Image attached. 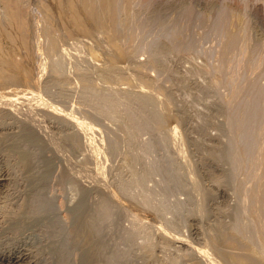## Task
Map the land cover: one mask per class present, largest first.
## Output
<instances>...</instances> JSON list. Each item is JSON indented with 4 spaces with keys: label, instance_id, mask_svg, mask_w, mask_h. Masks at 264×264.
<instances>
[{
    "label": "rangeland",
    "instance_id": "374dc122",
    "mask_svg": "<svg viewBox=\"0 0 264 264\" xmlns=\"http://www.w3.org/2000/svg\"><path fill=\"white\" fill-rule=\"evenodd\" d=\"M84 2L0 0V68L19 62L35 81L0 87L1 104L15 100L0 140L30 138L0 143V252L264 264V0Z\"/></svg>",
    "mask_w": 264,
    "mask_h": 264
},
{
    "label": "bare ground",
    "instance_id": "6f19581e",
    "mask_svg": "<svg viewBox=\"0 0 264 264\" xmlns=\"http://www.w3.org/2000/svg\"><path fill=\"white\" fill-rule=\"evenodd\" d=\"M17 2H18V0H17ZM90 2H92V1H90ZM85 5H86V7L87 8H89V7H93L92 5H90L89 7H88V3H89V0H85ZM114 3V2H113ZM117 3V2H116ZM126 3V2H125ZM6 4L8 5V1H6ZM71 5V4H70ZM75 6V5H74ZM109 6V5H108ZM76 7V6H75ZM12 8V7H11ZM91 8L89 9L90 10V14L92 15V17L94 16L93 14H96L95 12H96V10H95V12L94 11H91ZM100 8V7H99ZM107 8V7H106ZM114 8V11H115V6L113 7ZM116 8H117V6H116ZM69 9H70V11H72V15L74 16V22H75V25L80 29V27H82V25H83V21L82 20H80L79 19V17H78V12L76 13V8L74 9V11H75V15L73 14V6L71 5V7H69ZM92 9H94V8H92ZM98 9V8H97ZM108 9V8H107ZM8 10V9H7ZM110 10V9H109ZM117 11V10H116ZM8 12H10L9 13V15H10V22H12V24H14L15 25V27L17 28V29H19L20 31L21 30H25L26 29V24H25V20H20V19H18V18H16V15L14 14V13H12V11H8ZM94 12V13H93ZM108 12V11H107ZM109 13H110V11H109ZM114 14H116L115 12H113V9H112V15H114ZM119 14V13H118ZM5 15V14H4ZM110 16H111V14H110ZM6 17H8V16H6ZM112 17V16H111ZM113 17H116V15L115 16H113ZM110 18V17H109ZM108 18V19H109ZM105 20V19H104ZM234 20V19H233ZM103 21V20H102ZM107 23H108V21L109 20H105ZM85 22V21H84ZM109 22H111L112 23V21H109ZM102 23V22H101ZM110 24V23H109ZM231 24V23H230ZM105 26H106V24H104ZM103 25V26H104ZM112 25H113V23H112ZM122 26V25H121ZM114 28V27H113ZM116 29V28H115ZM119 29V28H118ZM109 30H110V28H109ZM112 30V29H111ZM110 30V31H111ZM235 32V31H234ZM119 33V32H118ZM232 33H233V31H232ZM236 33V32H235ZM230 35H232L233 36V34H230ZM235 36L236 35H234V38H235ZM230 37V36H229ZM237 37V36H236ZM21 42H22V44L25 46V47H27L28 46V41H27V35H23V34H21ZM236 39H238V38H236ZM39 40V39H38ZM42 41V40H41ZM36 43V42H35ZM53 43H54V41H53ZM125 43V42H124ZM233 43H234V41H233ZM55 45V44H54ZM234 45V44H233ZM7 58V57H6ZM19 60V59H18ZM1 63L5 66V68L3 69V68H0V87L1 86H5V85H7V88H8V86H18V85H22V86H25V87H27V88H29L30 86L32 87V83L33 82H35V81H33L32 82V80H33V78H31L30 76H28L29 74H28V72L24 69H22L23 67L20 65V64H18L17 62H14L13 60L11 61V60H5V62L4 61H1ZM3 66V67H4ZM6 87V86H5ZM4 87V88H5ZM11 89H14V90H12V91H10V90H8V92H3V91H1V93H7L8 95H10L12 92H14L13 94H14V96L16 95V96H19L18 94H23L24 93V91H25V89H24V91H16V88H11ZM6 90V89H5ZM19 90V89H18ZM26 90H28V89H26ZM30 90H31V88H30ZM38 91V90H37ZM33 93H34V91H33ZM31 94V93H30ZM29 94V95H30ZM3 95V94H2ZM1 95V96H2ZM24 95H26L25 93H24ZM28 95V94H27ZM33 95V94H32ZM7 96V95H6ZM11 96V95H10ZM5 97V96H4ZM3 97V98H4ZM8 97V96H7ZM6 97V98H7ZM12 97V96H11ZM5 98V99H6ZM10 98V97H9ZM8 98V99H9ZM22 98V97H21ZM18 99V98H17ZM25 99V98H24ZM28 100V99H27ZM1 101V100H0ZM15 100L14 99H12V98H10L9 100H7V101H4V102H8L7 104L6 103H0V118H2V116L4 115V116H6V115H9V114H12L13 112V110H12V108H8V107H12L13 106V103H15L14 102ZM17 101V100H16ZM29 101H30V99H29ZM40 102V101H39ZM22 104H24V103H22ZM45 105V104H44ZM47 105V104H46ZM3 106H6L7 108H5V107H3ZM18 107V106H17ZM41 108V107H40ZM46 108V107H45ZM15 109V108H14ZM42 109H44V108H42ZM54 109V108H53ZM61 112V111H60ZM17 113H18V111H17ZM20 114V113H19ZM15 115V114H14ZM18 115V114H17ZM59 115H61V113L59 114ZM58 115V116H59ZM65 115V114H64ZM3 116V117H4ZM13 116V115H12ZM34 116V115H33ZM57 116V115H56ZM62 116H63V114H62ZM69 116V115H68ZM67 116V117H68ZM10 117V116H9ZM16 117H18V116H16ZM60 117V116H59ZM66 117V118H67ZM11 118V117H10ZM7 119H8V117H7ZM14 119V118H13ZM16 119V118H15ZM19 119V118H18ZM61 119V118H60ZM1 120V119H0ZM12 120V119H11ZM3 122V121H2ZM8 122V121H7ZM14 122V121H13ZM80 123V122H79ZM13 124V123H12ZM14 124H16V123H14ZM21 124V123H20ZM14 126V125H13ZM13 126L10 124H2V123H0V139H3V138H6V136H10L11 134H13V131H14V128H13ZM32 127V126H31ZM23 128V127H22ZM18 129V128H17ZM21 130V129H20ZM25 132H27V134H26V136L29 134V129L28 128H26V129H23L22 131H21V133L17 136V137H19L20 135V144L18 143V141H15V142H13L12 144L11 143H8L7 142V140H0V141H2V142H0V143H2V147H4V148H6L7 150H10V149H13V148H15V146H18V145H22V146H25L26 147V145H27V143L26 142H28V140L30 139V138H26L25 137ZM24 133V134H23ZM9 134V135H8ZM31 136V135H30ZM11 137H12V135H11ZM32 137V136H31ZM28 139V140H27ZM17 143H18V145H17ZM20 147V146H19ZM25 159H26V156H25ZM24 160V159H23ZM27 160V159H26ZM23 161L22 162V164H23V166H25V165H28L29 163L27 162V161ZM9 165V164H8ZM26 167V166H25ZM29 168V167H28ZM11 170V169H10ZM28 172V171H27ZM17 175V174H16ZM15 178V177H14ZM11 183H12V179H11V175H10V173H9V171L5 168V167H3L2 165H0V212H1V206H2V204L3 203H5V200H6V196L7 195H9L8 193L12 190V186H11ZM258 233V232H257ZM262 233H263V231H262ZM263 235V234H262ZM264 236V235H263ZM239 241V240H238ZM181 242H183V240L181 241ZM242 244V243H241ZM252 249V248H251ZM262 252V251H261ZM30 256V255H29ZM28 254H26L25 252H20V251H8V252H0V264H25V262H28L27 260H28ZM253 260V259H252ZM30 261V260H29Z\"/></svg>",
    "mask_w": 264,
    "mask_h": 264
}]
</instances>
